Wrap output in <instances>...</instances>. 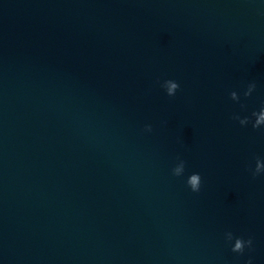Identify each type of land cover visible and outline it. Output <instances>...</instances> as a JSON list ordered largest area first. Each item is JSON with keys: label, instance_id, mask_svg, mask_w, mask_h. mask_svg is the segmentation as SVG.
<instances>
[{"label": "water", "instance_id": "obj_1", "mask_svg": "<svg viewBox=\"0 0 264 264\" xmlns=\"http://www.w3.org/2000/svg\"><path fill=\"white\" fill-rule=\"evenodd\" d=\"M0 264H264V0H223L107 125L0 204Z\"/></svg>", "mask_w": 264, "mask_h": 264}]
</instances>
